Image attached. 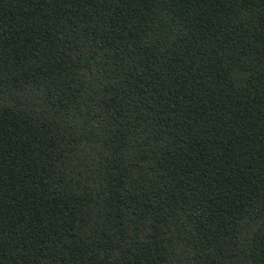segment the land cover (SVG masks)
I'll return each mask as SVG.
<instances>
[{"label":"trees","instance_id":"obj_1","mask_svg":"<svg viewBox=\"0 0 264 264\" xmlns=\"http://www.w3.org/2000/svg\"><path fill=\"white\" fill-rule=\"evenodd\" d=\"M0 264H264V0H0Z\"/></svg>","mask_w":264,"mask_h":264}]
</instances>
